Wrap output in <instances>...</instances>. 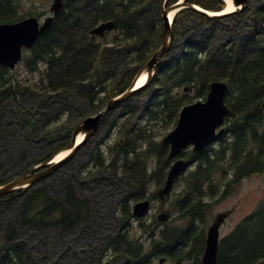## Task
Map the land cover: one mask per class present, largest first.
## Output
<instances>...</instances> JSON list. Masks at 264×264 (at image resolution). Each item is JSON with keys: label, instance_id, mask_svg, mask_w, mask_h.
I'll return each instance as SVG.
<instances>
[{"label": "trees", "instance_id": "trees-1", "mask_svg": "<svg viewBox=\"0 0 264 264\" xmlns=\"http://www.w3.org/2000/svg\"><path fill=\"white\" fill-rule=\"evenodd\" d=\"M34 2L0 0V24L36 15ZM161 2L67 0L25 50L19 67L27 75L0 66V185L66 148L83 119L129 88L162 44ZM187 2L212 12L227 6ZM110 21L115 28L103 38L90 34ZM172 28L173 49L153 83L106 115V136L61 189L46 182L65 166L0 198V264H203L208 201L264 173V1L222 19L185 8ZM216 81L229 87L226 134L184 153L189 168L177 180L175 218H135L133 204L157 200L166 182L172 162L164 138ZM217 264H264V202L220 241Z\"/></svg>", "mask_w": 264, "mask_h": 264}, {"label": "water", "instance_id": "water-1", "mask_svg": "<svg viewBox=\"0 0 264 264\" xmlns=\"http://www.w3.org/2000/svg\"><path fill=\"white\" fill-rule=\"evenodd\" d=\"M66 1L53 0L52 15L43 22L38 17L31 16L19 22L0 24V66L15 70L24 59V51L33 49L40 36L52 27L55 17L65 9ZM169 1L162 0L160 6L163 20L162 44L152 59L140 69L129 88L121 95L109 100L101 112L83 119L74 128L72 142L66 148L43 164L36 165L13 180L0 185V198L33 187L58 172L99 133L108 113L132 99L136 94L146 90L153 83L163 58L173 49L175 37L172 24L175 16L182 9L189 8L209 18L222 19L242 12L249 6V0H223L227 4L226 8L221 12H212L189 3L187 0H178L173 5H168ZM114 28L115 23L113 21L105 22L94 28L90 34L93 37L103 38L106 33L113 31ZM143 77H145V81L141 82ZM185 91L188 89L186 88ZM228 91L229 87L226 82L216 81L212 83L206 101L200 100L185 106L180 113L177 126L164 138L163 142L169 147L168 158L172 161V166L164 186L157 192L160 202L157 221L160 224L170 222L172 214L166 209L168 198L174 190L177 179L189 167L183 154L190 149L194 154L200 153L226 134V118L229 115V108L226 104ZM152 206L153 201L151 199L136 202L132 209L134 217H147L152 213ZM224 221L225 216L220 215L207 232L206 249L202 258L203 264H217L221 241L220 229ZM165 263L166 259L162 258L160 264Z\"/></svg>", "mask_w": 264, "mask_h": 264}, {"label": "rangeland", "instance_id": "rangeland-1", "mask_svg": "<svg viewBox=\"0 0 264 264\" xmlns=\"http://www.w3.org/2000/svg\"><path fill=\"white\" fill-rule=\"evenodd\" d=\"M264 0H249V3L253 6L261 5ZM53 0H35V8L33 12L36 14L34 16L38 17L42 22L49 16H51V5ZM30 1L25 2L24 6H29ZM19 67V66H18ZM17 67V68H18ZM19 70L22 75H27L21 65ZM197 102V101H196ZM92 116V115H90ZM108 130V123L100 130V132L78 153V155L65 165L64 170H62L56 177L49 178L46 184L50 183L51 187H55V190L61 189L60 185L61 179L66 178L67 174L78 169L80 166L86 164L90 157L92 151L95 149L97 144L102 141L106 136ZM173 131V130H172ZM171 132V131H170ZM169 132V133H170ZM168 133V134H169ZM16 178V177H15ZM13 180V179H12ZM60 185V187H59ZM181 186L179 183L175 185L174 191L168 200L166 209L172 213V218L176 217V207H177V194L180 192ZM62 190L63 187H62ZM153 211L152 214L156 215L159 213L160 202L159 199L153 201ZM264 202V173L260 176L243 179L239 185H236L232 191L225 197H219L215 201H208L210 206L207 208L204 215L203 227L207 229L215 223L216 219L220 215L225 216V221L220 229L221 239H224L230 235L235 228L250 214H252L262 203ZM108 206V204H106ZM105 215L107 212H105ZM206 232V234H207ZM67 261V260H66ZM166 264H172L168 262Z\"/></svg>", "mask_w": 264, "mask_h": 264}, {"label": "bare ground", "instance_id": "bare-ground-1", "mask_svg": "<svg viewBox=\"0 0 264 264\" xmlns=\"http://www.w3.org/2000/svg\"><path fill=\"white\" fill-rule=\"evenodd\" d=\"M145 81V77H143L142 79H141V82H144Z\"/></svg>", "mask_w": 264, "mask_h": 264}, {"label": "flooded vegetation", "instance_id": "flooded-vegetation-1", "mask_svg": "<svg viewBox=\"0 0 264 264\" xmlns=\"http://www.w3.org/2000/svg\"><path fill=\"white\" fill-rule=\"evenodd\" d=\"M246 178H250V177H246ZM246 178H244V179H246ZM252 178V177H251ZM207 235V234H206Z\"/></svg>", "mask_w": 264, "mask_h": 264}]
</instances>
